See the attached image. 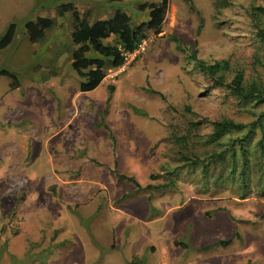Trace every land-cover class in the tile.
Wrapping results in <instances>:
<instances>
[{
	"label": "rangeland",
	"instance_id": "1",
	"mask_svg": "<svg viewBox=\"0 0 264 264\" xmlns=\"http://www.w3.org/2000/svg\"><path fill=\"white\" fill-rule=\"evenodd\" d=\"M160 1L0 0V39L16 25L0 50V264H264L258 136L246 186L239 155L233 174L219 155L241 134L206 138L211 122L250 124L264 111L224 85L240 72L247 86H264V0H190L193 12L169 0L162 33L79 92L71 15L57 8L70 3L89 23L120 11L135 26L148 20L137 7ZM38 18L58 26L43 45L25 30ZM192 53L227 61L224 84L205 77Z\"/></svg>",
	"mask_w": 264,
	"mask_h": 264
},
{
	"label": "trees",
	"instance_id": "2",
	"mask_svg": "<svg viewBox=\"0 0 264 264\" xmlns=\"http://www.w3.org/2000/svg\"><path fill=\"white\" fill-rule=\"evenodd\" d=\"M189 5V10L194 11L190 0H184ZM229 4L228 1H225ZM140 12L148 11V20L133 26L131 18L124 12L117 11L107 19L89 23L88 14L82 16L77 8L68 3L57 8L56 14L64 18L68 13L72 19L70 38L73 49L70 53L71 69L79 79V92L87 93L97 89L104 81L107 72L121 68L126 57L132 54L138 46L151 36L157 37L163 31L164 22L169 9V0H161L159 3H143L137 7ZM264 15V7L257 9ZM58 26L52 18H38L35 22L25 24V30L32 44L43 45L47 42V36ZM200 29V27H199ZM16 25L11 24L0 39V50L8 47L15 36ZM256 37L259 43L264 45V29H257ZM190 60L195 62L196 68L207 78L216 84H224L226 75L230 72L227 61H218L207 64L192 53ZM7 76L6 72H1ZM12 76V75H11ZM13 77V76H12ZM242 73L234 75L226 86L229 95L242 105L249 104L254 107L264 106V86L255 84L246 85ZM113 91V87H111ZM250 124L235 122L232 120H220L211 122L212 132L206 135L211 142H218L230 134H241L240 138L228 141L227 150L219 154L224 161L228 155L231 163V174L235 173L236 160L239 155L241 170L239 179L243 185L247 182L248 158L247 148L255 136H258L254 148L258 149L264 157V111L254 114ZM112 138V134H109ZM179 139V142H182ZM187 161V157H181ZM192 164H196L192 163ZM130 181L135 182L133 178ZM136 183V182H135ZM245 189V187H243ZM232 240L221 241L215 245L227 247ZM211 246L207 247L210 248Z\"/></svg>",
	"mask_w": 264,
	"mask_h": 264
},
{
	"label": "built area",
	"instance_id": "3",
	"mask_svg": "<svg viewBox=\"0 0 264 264\" xmlns=\"http://www.w3.org/2000/svg\"><path fill=\"white\" fill-rule=\"evenodd\" d=\"M145 50V41H143L139 46H138V48L132 53V55H135V54H137V53H139V52H143ZM130 55V54H129ZM127 57H128V55H127ZM127 57H126V59H127Z\"/></svg>",
	"mask_w": 264,
	"mask_h": 264
}]
</instances>
